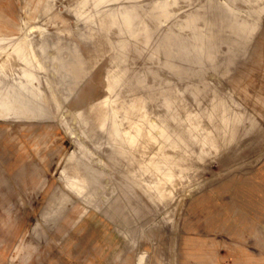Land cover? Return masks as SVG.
<instances>
[{
	"label": "rangeland",
	"instance_id": "374dc122",
	"mask_svg": "<svg viewBox=\"0 0 264 264\" xmlns=\"http://www.w3.org/2000/svg\"><path fill=\"white\" fill-rule=\"evenodd\" d=\"M199 1L0 0V264H204L201 197H264V0Z\"/></svg>",
	"mask_w": 264,
	"mask_h": 264
},
{
	"label": "crops",
	"instance_id": "0c3cea01",
	"mask_svg": "<svg viewBox=\"0 0 264 264\" xmlns=\"http://www.w3.org/2000/svg\"><path fill=\"white\" fill-rule=\"evenodd\" d=\"M8 27L0 20V39H19L6 35L14 33ZM210 198L209 194L201 197L204 226L209 237L214 238L216 233L217 243L214 239L200 243L217 245L218 257L216 252L206 251L202 258L210 260L204 264H264V197L252 187H241L232 202L218 200L217 207H211Z\"/></svg>",
	"mask_w": 264,
	"mask_h": 264
},
{
	"label": "bare ground",
	"instance_id": "6f19581e",
	"mask_svg": "<svg viewBox=\"0 0 264 264\" xmlns=\"http://www.w3.org/2000/svg\"><path fill=\"white\" fill-rule=\"evenodd\" d=\"M224 1H225V4L220 3L218 0H200L198 5H197V8H203V11H202L203 15L211 13V12L231 11L233 8H236L234 6L235 0H224ZM221 2H223V1H221ZM112 12H114L116 15H118V17L120 19H123L125 21V23H126V24H124L125 30L121 29L120 32L124 31L126 36L131 38V37H134L135 36L134 34H136L137 32L139 33L141 30H144L145 18L140 15L138 8H133V7L123 8V9L116 8ZM115 26L116 25L114 23H110L108 25V28H107L108 32L112 33ZM154 26L159 27L160 22L156 21ZM110 41L112 44H120L121 43L120 39L115 37V36H112ZM15 42L16 41H13V39H0V52H3L5 50H9V49L13 48V44H15ZM145 42H146L145 40L140 42V45H139L140 49L145 48ZM191 46H192V43H191L190 39H186L184 41V44H183V50H184V60H185V63L187 65H190V63H192L193 58H194V56L192 55V52H191V49H192ZM124 50H125V48L123 49V53H124ZM20 59L23 61L24 65L30 66L29 72L32 73L31 75H34L35 73H37L36 71H38L41 68L39 63L37 62L35 55L30 50L23 52L20 56ZM44 64H45V62H44ZM144 71H145V69H144ZM26 75H28V73H26ZM147 79H148V77H147ZM15 115L18 116V114H15Z\"/></svg>",
	"mask_w": 264,
	"mask_h": 264
}]
</instances>
